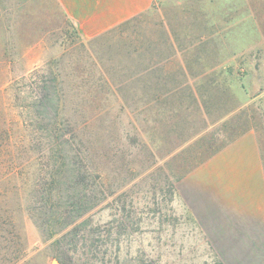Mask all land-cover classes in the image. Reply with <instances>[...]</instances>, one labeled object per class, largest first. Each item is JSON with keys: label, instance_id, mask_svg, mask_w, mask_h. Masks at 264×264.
Listing matches in <instances>:
<instances>
[{"label": "rangeland", "instance_id": "1", "mask_svg": "<svg viewBox=\"0 0 264 264\" xmlns=\"http://www.w3.org/2000/svg\"><path fill=\"white\" fill-rule=\"evenodd\" d=\"M41 80L56 85L59 133L74 132L93 173L92 234L77 244L58 246L30 214L46 211L44 141L58 146L35 106ZM252 129L264 157V0H154L92 39L56 0H0V211L12 220L0 264H218L178 182Z\"/></svg>", "mask_w": 264, "mask_h": 264}, {"label": "crops", "instance_id": "2", "mask_svg": "<svg viewBox=\"0 0 264 264\" xmlns=\"http://www.w3.org/2000/svg\"><path fill=\"white\" fill-rule=\"evenodd\" d=\"M85 39L149 11L154 0H56ZM178 196L223 264H264V157L248 130L211 155L177 186Z\"/></svg>", "mask_w": 264, "mask_h": 264}, {"label": "trees", "instance_id": "3", "mask_svg": "<svg viewBox=\"0 0 264 264\" xmlns=\"http://www.w3.org/2000/svg\"><path fill=\"white\" fill-rule=\"evenodd\" d=\"M55 86L54 84L50 85L44 80L36 81L34 86L39 99L36 101L37 103L35 102V106H45L48 110L47 113L52 117L51 131L47 132V137L49 140L50 137L52 140L54 139L53 141H55V144L58 142V146L52 145V143L50 144V141H44L45 145L48 146L42 149L45 154L44 157L50 158L51 161L54 160L50 167V171L46 172L42 177H39L36 183V189L37 186H40L42 180L47 185V193L42 197L46 211L39 215L34 207L32 208L33 212H30V214L32 213L31 217L35 224L38 225L49 238L56 236L54 241L60 246L67 237H69V242L71 244H77L80 240H84L88 235L92 234L90 231L87 232L86 230L87 218L84 217L97 202L87 206V197L91 189L89 187V182L93 173L86 164V150H83L80 146L77 147L74 142L75 134L73 131L67 133L62 132V134L59 133L60 128L57 124V114L54 110V106H58L57 101H59V99L56 100L54 92H52L56 89ZM52 87L53 89H51ZM1 129L2 132H7L6 127ZM65 135H70L73 140L69 138L63 139ZM59 139H63L61 144H59ZM1 182H6V180L0 179V183ZM80 185L84 187L81 189ZM42 193L45 192L43 191ZM0 201H4L1 195ZM6 213L7 212L0 211L1 228H3L5 223H12V220L9 222L10 214ZM82 218H84V220L80 221ZM62 253L63 252L59 249L58 257L63 262V258L61 257ZM95 255L96 254H93L88 258H84L83 262L80 261V258H72L75 260L72 264H104L105 258H99ZM63 264H65V261ZM218 264L223 263L219 262Z\"/></svg>", "mask_w": 264, "mask_h": 264}]
</instances>
